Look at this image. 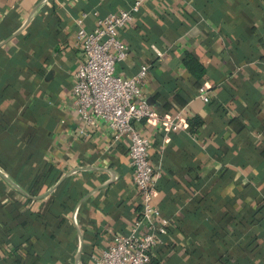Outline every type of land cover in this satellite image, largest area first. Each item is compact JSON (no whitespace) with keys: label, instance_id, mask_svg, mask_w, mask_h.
<instances>
[{"label":"crops","instance_id":"obj_1","mask_svg":"<svg viewBox=\"0 0 264 264\" xmlns=\"http://www.w3.org/2000/svg\"><path fill=\"white\" fill-rule=\"evenodd\" d=\"M134 1L0 0V264H88L136 226L129 142L73 105L76 20ZM121 33L116 74L149 65L145 99L187 122L139 125L170 219L150 264H264V0H146Z\"/></svg>","mask_w":264,"mask_h":264},{"label":"built area","instance_id":"obj_2","mask_svg":"<svg viewBox=\"0 0 264 264\" xmlns=\"http://www.w3.org/2000/svg\"><path fill=\"white\" fill-rule=\"evenodd\" d=\"M145 1L135 0L131 6L106 16L95 12L92 29L83 24L90 12L76 20L77 41L84 57L73 83V105L83 124L80 133L87 135L90 126L105 124L114 139L125 138L129 142L132 178L141 200L136 226L128 233L117 234L106 249L93 251L88 264H150L170 223L154 203L160 170L150 161L152 143L139 125L147 120L165 130H179L187 126L186 118L182 112L176 116H159L145 99L142 84L150 73L149 65L143 64L137 73L129 76L116 74L115 66L130 52L121 32L135 20ZM199 97L208 100V86L200 88Z\"/></svg>","mask_w":264,"mask_h":264}]
</instances>
